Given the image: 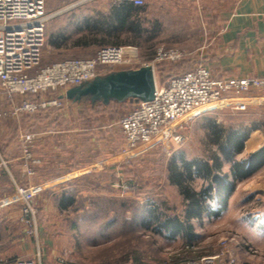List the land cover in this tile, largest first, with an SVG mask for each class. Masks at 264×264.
<instances>
[{
    "label": "rangeland",
    "instance_id": "obj_1",
    "mask_svg": "<svg viewBox=\"0 0 264 264\" xmlns=\"http://www.w3.org/2000/svg\"><path fill=\"white\" fill-rule=\"evenodd\" d=\"M121 1L46 0L47 11L56 12L47 24L48 40L53 39L62 47L47 45L40 66L66 58L89 57L100 46L116 44L114 35L119 32L112 31L95 36L96 40L108 41L105 44L72 46L78 38L89 37L86 22L90 15L92 19L98 18L100 13L110 16L114 5ZM144 6L139 12L141 35L136 36L134 42L118 45H136L143 61L152 59L160 46L183 49L186 54L182 59L159 62L163 78L195 63H206L207 41L212 36L205 12L189 9L184 0H146ZM216 7H220L217 1ZM120 33L119 41L132 40L130 33ZM201 35H205L204 39ZM158 76L161 77L159 72ZM19 102L20 97L11 101L0 91L1 111L12 110ZM133 105L131 100L93 107L87 103L64 104L47 113L21 112L0 117V153L8 160L10 169L12 163H22V136L30 133L34 135L33 151L49 156L48 169H56L60 160H66L69 166L82 171L75 178L50 184L30 197L34 213L23 199L0 204V252L14 255L26 239L38 235L42 240L43 235L50 241L51 247L45 251L49 263H58L56 254L51 251L55 249L59 255L68 250L67 260L59 264H134L137 257L144 264H175L179 257L215 253L221 250V237L234 236L238 240L233 244L238 261L263 263L264 220L260 212H264V186L261 188V177L239 182L219 215L205 214L202 220L193 219L198 235L193 241L195 249L186 248L182 234L168 238L142 225L141 219L145 208L153 202L171 213L183 209L182 194L169 178V164L172 159L180 166L183 158L210 159L209 154L215 150L209 127L211 120L226 127L250 128L258 120L264 121V104L255 105L253 111L228 107L201 113L177 128L179 139L171 137L147 148L126 150L119 121ZM53 118L55 124L51 123ZM50 129L59 131L55 135L45 133ZM42 132L43 138L39 136ZM53 153L57 156H50ZM228 164L229 161H225L224 167ZM58 172L53 170L50 175ZM12 176L6 170L0 171V200L16 192ZM35 176L28 179L33 182ZM202 184L201 178L194 182L197 188ZM64 191L73 196L74 202L62 208L60 197ZM213 203L215 205V201Z\"/></svg>",
    "mask_w": 264,
    "mask_h": 264
},
{
    "label": "built area",
    "instance_id": "obj_2",
    "mask_svg": "<svg viewBox=\"0 0 264 264\" xmlns=\"http://www.w3.org/2000/svg\"><path fill=\"white\" fill-rule=\"evenodd\" d=\"M132 1L142 5L146 0ZM55 13L47 11L46 0H0V91L11 101L20 97L12 110H0V117L62 106L64 99L48 96L49 93H64L68 87L98 75L145 64H152L155 69L156 92L151 100L135 101L133 108L120 119L126 150L147 148L171 137L179 139L181 135L177 128L201 113L228 107L243 111L252 103L264 100L263 95L257 94L258 90L264 89V76L217 77L202 62L172 73L160 83L157 65L164 60L182 59L186 53L178 47L160 46L152 59L143 61L136 45H103L92 56L66 58L40 66L47 45V24ZM33 136L25 134L23 143L22 164L28 176L36 173L40 163V158L32 151ZM1 170L9 171V164L0 153ZM15 186L16 192L2 198L0 204L23 199L34 213L29 198L44 190L46 185L29 182ZM219 242L221 250L199 257H182L176 264H218L222 260L237 264L233 244L238 240L234 236L221 237ZM196 247L194 243L186 245L188 250ZM67 256L68 250H65L58 256L59 262H65ZM4 263L44 264V253L37 247L28 256H18Z\"/></svg>",
    "mask_w": 264,
    "mask_h": 264
},
{
    "label": "trees",
    "instance_id": "obj_3",
    "mask_svg": "<svg viewBox=\"0 0 264 264\" xmlns=\"http://www.w3.org/2000/svg\"><path fill=\"white\" fill-rule=\"evenodd\" d=\"M144 8V4L137 5L132 0H123L114 5L113 13L110 16L100 13L98 18L92 19L93 15H90L86 22V27L90 30L89 37L82 36L74 43L83 46L91 44L102 45L108 41L104 39L96 40L95 36L99 33L110 34L112 31L114 33L116 31L119 32L114 35L117 38V41L115 40L116 44L134 42L136 36H140L142 33L139 12ZM121 31L130 33L132 40L119 41ZM188 68L186 67L184 70ZM157 71L161 75V77L159 76L161 81L167 78H163L162 70L158 65ZM128 100L135 102L134 99H127L122 102ZM77 102L87 103L92 105V107L98 104H105L101 101L93 103L87 96ZM111 102L122 103L119 101ZM62 106L56 107L62 108ZM50 109L52 107L48 108V110ZM43 110L46 109L38 112ZM209 124L212 136L211 141L215 146V150L209 154L210 159L183 158L181 166L178 165L176 159H172L169 164V178L172 183L178 186L182 194L183 209L171 213L166 208L161 207L159 203L153 202L145 208L141 219L142 225L151 227L156 233L165 235L168 238L182 234L186 244L193 243L198 236L193 219L202 220L205 214L210 216L219 215L227 207L228 199L234 192L238 182L252 175L264 163V145L250 152L244 158H237V154L244 149L245 140L249 136L251 128L258 127V123L252 124L250 128L243 126L239 128L226 127L217 122V120H211ZM225 161L230 163L228 171L224 169ZM198 178L203 179V184L199 188L194 185L195 180ZM73 202V196L64 191L60 197V206L64 208ZM134 264H144V262L137 257Z\"/></svg>",
    "mask_w": 264,
    "mask_h": 264
},
{
    "label": "crops",
    "instance_id": "obj_4",
    "mask_svg": "<svg viewBox=\"0 0 264 264\" xmlns=\"http://www.w3.org/2000/svg\"><path fill=\"white\" fill-rule=\"evenodd\" d=\"M215 1H217L220 7L215 8ZM184 4L189 7V9L195 8L198 11L205 12L208 20L209 27L211 28V39H208L209 48L206 53V65L212 73L217 77L222 76H246V75H259L264 76V0H184ZM205 35H201L200 38L204 39ZM55 47H62L60 44L51 40H48L47 37V45ZM46 45V46H47ZM73 47H87L81 44L72 43ZM56 93V92H54ZM54 93H49L48 96H53ZM57 96L60 97L61 92H57ZM257 94L264 96V89L258 90ZM64 99L65 105H76L79 106L82 102H74L70 101L67 98ZM70 102V103H69ZM257 104H264V100L262 102H254L252 103L247 110L253 111L255 105ZM92 107V105H90ZM52 109H56L53 108ZM50 109V110H52ZM49 112L48 109L43 110L42 113ZM32 114V113H29ZM54 118L52 119V124H55ZM258 127L251 128L249 136L245 140V146L242 152L237 154V158H244L250 152H253L264 145V121H257ZM52 131V132H51ZM59 130H48L45 133H52L57 134ZM44 132L39 135L43 138ZM37 136V135H36ZM22 141L24 143V135L22 136ZM35 137V141H36ZM34 139L32 140L33 145ZM33 151V149H32ZM33 153L40 158V163L36 167V176L33 179V182H43L45 183L46 187L50 184H55L56 182L62 180H70V178H75L78 173H81L80 169L76 167L69 166V162L66 160H60V165L58 168L48 169L47 163L49 160V156L38 154L33 151ZM243 154L242 157L238 155ZM50 156H57L53 153ZM21 157H23V148ZM12 162V161H11ZM12 169L9 167L8 174L12 176V171L14 174L16 173L17 179L15 176H12L14 179V183L16 185V181L18 180L19 183L30 181L28 176L24 172L23 164H11ZM72 168V169H71ZM230 168V163L228 167L224 169L228 171ZM68 169L74 170L73 172L67 173L66 171L61 172L60 170ZM77 169V170H75ZM85 169V168H84ZM58 172L57 175H50L52 171ZM87 171V170H86ZM67 174V175H66ZM264 163L260 166L252 175L245 178L242 181L246 180H254L258 177L261 188L264 186ZM32 181V180H31ZM30 181V182H31ZM240 181V182H242ZM239 183V182H238ZM238 185V184H237ZM237 187V186H236ZM236 189V188H235ZM230 198V197H229ZM229 201V199H228ZM222 212V211H221ZM262 213V219L264 220V212ZM42 235V233H41ZM38 236V235H37ZM29 237L25 240V243L21 246L18 252L14 255L7 254L6 251L3 253L0 252V264H5L4 262L13 260L18 256H28L30 255L37 247H40L44 253L45 259V251L46 248L50 246V241L46 239V236H41V239L38 237ZM189 244V243H187ZM51 247V246H50ZM52 253L56 254L57 262L58 263H49L46 259L44 260V264H59L58 256L59 253L56 252L55 249L51 250ZM188 257V256H184ZM193 257V256H189ZM182 257H179L177 261L181 260ZM176 264V263H175ZM218 264H228L226 260L219 261ZM237 264H253L250 261H238ZM261 264H264L261 263Z\"/></svg>",
    "mask_w": 264,
    "mask_h": 264
},
{
    "label": "water",
    "instance_id": "obj_5",
    "mask_svg": "<svg viewBox=\"0 0 264 264\" xmlns=\"http://www.w3.org/2000/svg\"><path fill=\"white\" fill-rule=\"evenodd\" d=\"M156 87L155 69L152 64H145L112 70L83 83L72 85L61 93L60 97L77 102L87 96L93 103L101 101L105 104L127 99L147 101L154 98Z\"/></svg>",
    "mask_w": 264,
    "mask_h": 264
}]
</instances>
